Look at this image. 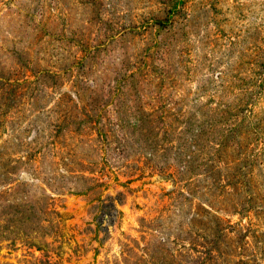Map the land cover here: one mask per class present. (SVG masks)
I'll return each mask as SVG.
<instances>
[{
    "label": "rangeland",
    "instance_id": "1",
    "mask_svg": "<svg viewBox=\"0 0 264 264\" xmlns=\"http://www.w3.org/2000/svg\"><path fill=\"white\" fill-rule=\"evenodd\" d=\"M0 264H264V0H0Z\"/></svg>",
    "mask_w": 264,
    "mask_h": 264
}]
</instances>
